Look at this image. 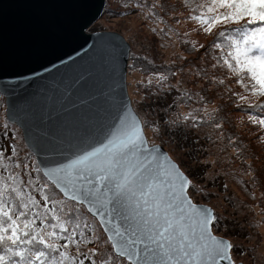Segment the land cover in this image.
<instances>
[{"label": "snow or ice", "instance_id": "obj_1", "mask_svg": "<svg viewBox=\"0 0 264 264\" xmlns=\"http://www.w3.org/2000/svg\"><path fill=\"white\" fill-rule=\"evenodd\" d=\"M183 3L195 5L189 19L203 32L212 34L224 26L211 45L222 53L213 56L212 67L230 73L248 93L232 94L240 101H248L249 95L262 98L260 103L236 107L264 109V0ZM148 7L171 6L168 0H153ZM153 15L158 17V12ZM183 42L197 50L194 42ZM153 76L160 84L168 79L164 73ZM147 82L153 84V78ZM184 121L193 127L208 123L191 114ZM250 121L264 128V115H251ZM213 127L222 125L216 122ZM147 145L143 122L131 115L106 142L42 176L36 168L35 179L18 157L9 164L0 153V264H236L235 246L213 234L218 216L192 202V180L170 157L161 159L155 147ZM83 208L99 221L92 222ZM98 228L107 234L103 243L110 245L108 254L99 247L87 248L101 241Z\"/></svg>", "mask_w": 264, "mask_h": 264}, {"label": "water", "instance_id": "obj_2", "mask_svg": "<svg viewBox=\"0 0 264 264\" xmlns=\"http://www.w3.org/2000/svg\"><path fill=\"white\" fill-rule=\"evenodd\" d=\"M105 3L0 0V91L43 172L106 142L127 117L142 121L128 92L129 40L117 30L88 29ZM147 146L179 165L162 143Z\"/></svg>", "mask_w": 264, "mask_h": 264}, {"label": "rangeland", "instance_id": "obj_3", "mask_svg": "<svg viewBox=\"0 0 264 264\" xmlns=\"http://www.w3.org/2000/svg\"><path fill=\"white\" fill-rule=\"evenodd\" d=\"M105 2L104 12L88 29L117 30L129 40L128 92L134 108L141 116L149 142L162 143L187 173L195 185L188 190L193 201L213 206L220 227L217 228L214 223L213 231L229 237L236 247L234 250L237 249V253L232 252L235 261L264 264V213L261 212L258 185L252 180L253 170L236 158V148L229 136L234 137L226 132L224 124L220 123L221 128L205 126L203 123L199 127H193L191 121H184L188 114L204 119L202 113L212 110L214 103L205 104V110L194 111L201 109L199 104L202 101L195 97L193 87L196 86L194 90L199 92V87L211 76V72L204 69L207 66L205 59L193 61L195 51L188 49L183 41L196 40L198 46H201L208 42L213 33L203 32L198 22L189 19V7L187 11L183 10L184 13L173 8L174 14L178 12L181 17L173 21L170 17L165 23L159 15L154 16V10L148 7L151 0ZM125 4L128 6L125 7ZM188 57L192 64L195 62L192 71L187 69L191 73L190 79L186 77L183 65H180L182 69L177 65L180 60L183 64ZM202 69L205 76L201 74ZM172 72L176 74L173 76L170 74ZM153 73L167 74L168 79L162 84L156 83L158 77L153 76ZM149 77L154 81L151 85L147 82ZM192 78L197 81V85L190 84ZM231 114L244 133L258 135L257 144L255 143L259 153L256 165H260L261 158H264V140L260 139L264 137V128L250 121V116L257 114L237 107L231 109ZM261 115H264V111ZM175 125L182 126L177 133L171 130ZM17 126L16 122L7 118L4 97L0 92V153L8 157L6 162L9 164L16 161L17 157L19 161H23L22 157L26 155ZM157 128L159 131H155ZM13 148L16 149L15 152L12 151ZM28 170L33 173L30 167ZM33 178L35 179L34 176ZM97 232L102 236L99 228ZM97 247L101 253L111 252L104 243L87 245L88 249ZM70 251L74 253L75 249Z\"/></svg>", "mask_w": 264, "mask_h": 264}, {"label": "trees", "instance_id": "obj_4", "mask_svg": "<svg viewBox=\"0 0 264 264\" xmlns=\"http://www.w3.org/2000/svg\"><path fill=\"white\" fill-rule=\"evenodd\" d=\"M151 1H152L151 3H153V0H151ZM168 3L171 7L168 8L165 13H162V11H165V9H154V12H158L159 18L161 19L162 22L166 23L165 20H167V22H168L170 17L172 18V21L181 17V14L179 15L178 12L174 14L173 8H175L179 11H182L183 13H184V11H183L184 9H185V11H187L188 7H185L183 0H168ZM191 7H195V5L193 4V5L189 6L190 12H188V15L192 14L191 13ZM167 16H168V18H167ZM222 27H224V26L223 25L220 26V28H222ZM229 27H236V26L230 25ZM220 28H217L213 31L212 36L210 37L208 42L203 45V47L198 46L196 40L189 39V41L194 42L195 45L198 46V49L194 50L195 55H194L193 61H195V62L198 61V58L205 59L207 62V66L205 65V67H207V68L204 67V69H208L209 73L211 72V76H209V74H207V76H209V77H207L205 83L202 82L203 84H202V86L199 87L200 88L199 92H196L194 90V88L196 86L193 87V92H194L195 97L201 99V101H202V103L199 104L201 106V109H200L201 111H202V109L205 110L207 108V106L205 104L214 103V107L212 110L207 111L206 114L202 113L204 120L208 121V123H203V124L205 126L206 125L213 126V124L216 122L222 123L225 125L226 132L230 135H233L235 140L233 138H231L230 136H229V138L231 139V142L233 143V145L236 148V154H237L236 158L239 159L241 164L248 166L254 172L252 175V180L254 182H256L258 185V189H259V193H260L259 198H260V203L262 205L261 212L264 213V158H261V164L260 165H256V164H258V163H256V158L259 157L258 148L255 146V143L257 144V141H258V135L257 134L256 135H247L246 133H244L242 130V127L240 125H238V122L233 118V115L231 114V109L236 107L237 104L244 105L246 103H249L248 101L238 100L237 97L234 96L232 93L233 92H240L244 95H248V93H246L243 88H241L239 85H237L235 83V78L232 77L230 73L226 74L224 69H218V68L212 67V65L216 62L213 59V56L214 55H222V53L220 52L219 49H213L211 47V45L214 42H217V32L220 30ZM187 46H188V49L193 50L191 44L190 45L187 44ZM195 62H193V64H192L191 58L189 59V57L187 60H185L183 62V64L181 63V60L179 62H177V65L179 68H181L180 65H183V70H186V73H187L186 77H188V79H190L191 73L189 74L187 69L192 71L191 68H194L193 66H194ZM204 69L201 70V72H202L201 74H203ZM203 76H205V74H203ZM212 77H216L217 79H223V80L226 78V80H224L225 84L220 85L218 83H215L211 79ZM190 84L191 85H195V84L197 85V81L194 78H192L190 80ZM210 86H212V87H210ZM228 88H231L232 92H229L227 90ZM188 90H191V89H188ZM3 97H4V95H3ZM248 100L249 101L253 100L250 103L257 104V103H260L262 101V98L249 95ZM4 102H5V97H4ZM243 110L249 111V112L257 114V115H261L262 111H264V109H259V110L258 109H243ZM179 128H182V126L175 125L173 128H171V130H173V131H175V133H177ZM17 129H18V134H19L20 138L22 139V141L24 143V147L26 149L25 150L26 155L22 157V160L26 163L29 162L28 167H30L33 170L32 176H34L36 178V176H37L36 168H39V169H41V168H40L38 162L36 161L34 154L26 146L24 139H23V136H22L21 128L19 126H17ZM42 173L43 172L40 173L41 176H42ZM70 203H72V202H70ZM81 211L85 215L89 216L91 218L92 222H94V223L98 222L96 217H92L90 213H87L86 208L81 209ZM215 225L217 228H220L217 223H215ZM99 230L102 233V236H101L102 241H105L107 238L106 233L103 232L102 228H99ZM233 233H236V231H233ZM224 236H226V235H224ZM226 237H228V236H226ZM95 243H99L100 245H103V242H101V241H97ZM105 245H107V244H105ZM108 246H109L108 248L111 250L110 245H108ZM233 251L235 253H237L236 252L237 249H235V250L233 249Z\"/></svg>", "mask_w": 264, "mask_h": 264}, {"label": "bare ground", "instance_id": "obj_5", "mask_svg": "<svg viewBox=\"0 0 264 264\" xmlns=\"http://www.w3.org/2000/svg\"><path fill=\"white\" fill-rule=\"evenodd\" d=\"M22 136H23V134H22Z\"/></svg>", "mask_w": 264, "mask_h": 264}]
</instances>
